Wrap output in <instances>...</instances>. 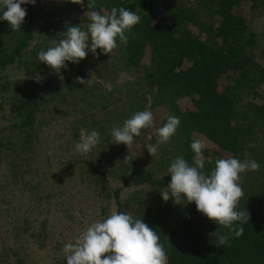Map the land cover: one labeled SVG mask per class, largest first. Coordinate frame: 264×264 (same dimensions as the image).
<instances>
[{
	"label": "trees",
	"instance_id": "obj_1",
	"mask_svg": "<svg viewBox=\"0 0 264 264\" xmlns=\"http://www.w3.org/2000/svg\"><path fill=\"white\" fill-rule=\"evenodd\" d=\"M185 1L94 0L95 10L102 14H110L113 7H124L140 17V22L126 33V45L118 44L111 54L97 49V54L112 61L110 68L106 67L110 62L103 63L108 72L105 75L116 76V71L111 70L115 64L123 65V74L129 75L124 84L125 96H132V100L125 102L130 112L123 115L131 118L135 112L149 110L156 116L154 109L157 107L166 112L154 136H146L153 131L152 127L142 129L145 136L135 137L129 147L147 154V162L139 167L134 157H130L131 153L125 159L128 147L120 144L122 151L117 155L121 158L118 157L117 166L111 172L117 170L124 184L144 187L142 192L149 200L144 207L140 206L143 210L139 215L160 236L168 264H264V37L253 32L250 24L252 19H262L264 23V0ZM79 2L61 0V6H55L59 15L52 19L53 22L60 20L63 26L80 25L86 30L90 23L88 12L93 9H88L89 0H83V4ZM24 8L27 15L21 31L14 32L7 21H0V70L9 66L23 68L34 77L38 73L42 80H47L54 71L46 64L28 61L29 64L27 60L34 35L39 33L38 28L46 25L45 17L50 16L42 12L38 3ZM51 30L52 27L45 30V41H48L45 49L54 40ZM92 56L89 53L79 64H69V70L60 73L76 75L59 80L64 84L59 88L66 89L63 101L72 95L76 77L88 76L83 70L97 66L90 61ZM23 101L21 124L8 132L17 128L23 135L27 126L33 124L38 108L50 103ZM182 102L187 103L184 109L179 106ZM108 111L121 114L119 107ZM170 115L178 116L181 123L170 141L161 145L178 148L190 164L195 157L190 144L202 139L206 142L204 155L208 158L205 165L208 171L220 158L254 159L261 165L258 171L242 174L244 196L238 208L247 210L250 219L244 226V234L232 238L228 246H218L216 237L211 235L215 231L222 234L228 230H220L221 226L204 215L203 219L208 220L212 230L209 234L203 233L204 225L193 218L199 212L194 202L175 205L171 199L167 202L162 199L160 191L171 181L167 168L175 158H164L166 155L159 156V153L152 157L145 146L157 144V129ZM94 127L104 136L98 144L97 159L101 163L108 156L102 144H112L113 140L105 136L109 130L105 125L99 126L96 122ZM105 139L107 142L103 143ZM6 144L19 148L21 145L6 138V142H0V147ZM118 192L114 191L113 196ZM116 203L120 212L121 204Z\"/></svg>",
	"mask_w": 264,
	"mask_h": 264
},
{
	"label": "rangeland",
	"instance_id": "obj_2",
	"mask_svg": "<svg viewBox=\"0 0 264 264\" xmlns=\"http://www.w3.org/2000/svg\"><path fill=\"white\" fill-rule=\"evenodd\" d=\"M37 3L42 12L50 16L45 17L46 25L38 28L39 33L28 47L30 58L27 62L39 63L37 54L48 43L45 41L46 28L52 27L50 35L59 40L68 26H63L60 20L56 23L52 20L59 15L55 6H61V0H37ZM260 20L252 19L251 29L264 37V23ZM100 54L93 55L90 60L97 66L83 70L88 76L79 75L85 80L91 79L92 85L75 81L74 91L65 101L62 96L66 95V89L59 87L66 78L76 76L74 73L54 72L47 80L36 83L35 77L23 68L9 66L0 70V142L11 138L13 143L21 144L20 148L7 144L0 147V264H66L63 246L74 241L95 220L118 212L116 202L121 204L120 212L135 217H141L143 208L140 206L148 203L149 198L142 192L144 187L124 184L117 170L111 172L121 158L117 154L122 151V144L113 141L111 144L107 137L103 141L107 143L102 146H106L105 155L108 156L101 163L97 159L100 145L87 155L79 154L74 148L82 135L95 128L96 122L109 128L105 136L112 137L111 130L130 118L123 115L130 112L125 102L132 96H125L127 88L124 86L129 75L123 74L125 68L119 64L111 69L116 71V76L105 75L107 70L103 63L110 62L106 66L110 68L112 61ZM23 100L28 104H36L38 100L50 103L38 108L33 124L27 126L23 135L17 128L8 132L21 124ZM133 104L138 107L135 101ZM179 106L184 109L187 103ZM117 107L121 108V114L108 111ZM154 110L153 131L146 135L147 138L154 136L155 128L166 116L164 109ZM140 136L145 134L141 132ZM165 146L160 145L159 156L166 155L164 158L169 156L168 159L181 156L178 148ZM126 151L139 167L147 162V154H140L139 149L132 147ZM116 190L119 192L113 196ZM193 218L204 225L203 233H210L212 227L202 213L197 212ZM220 230L226 228L221 226Z\"/></svg>",
	"mask_w": 264,
	"mask_h": 264
},
{
	"label": "clouds",
	"instance_id": "obj_3",
	"mask_svg": "<svg viewBox=\"0 0 264 264\" xmlns=\"http://www.w3.org/2000/svg\"><path fill=\"white\" fill-rule=\"evenodd\" d=\"M37 0H0V21H7L13 31H21V25L27 15L22 5H35ZM83 4V0H80ZM90 23L86 30L80 25L70 26L59 40H52L47 49L37 54L40 64H46L55 73L69 70V64H79L89 53L97 54V49L108 54L118 47L126 45L131 29L140 22V17L124 7H113L110 14L95 10L94 0H89ZM62 78V77H61ZM43 77L38 73L35 82L41 83ZM76 82L91 86V79L76 77ZM180 118L167 117L166 123L157 129V144L145 146L152 157L158 156L161 144L167 143L176 134ZM154 126V115L149 110L135 112L125 119L122 126L111 130L113 143L129 147L142 129ZM101 141L98 130L92 129L75 143V151L87 155ZM190 147L195 154L190 164L183 156H177L167 168L171 176L170 183L160 191L163 201L170 199L175 205L194 202L197 211L210 220L223 226L226 233H212L217 245H229L232 238L244 234V226L250 219V213L238 205L244 196L241 185L242 174L258 171L260 163L254 159L240 160L236 157L220 158L210 171L205 165L208 158L204 155L206 142L195 139ZM129 155L125 158L127 159ZM124 159V160H125ZM66 264H168L167 252L160 243V236L148 226L142 217L128 212H112L107 217L97 219L87 226L72 242L62 249Z\"/></svg>",
	"mask_w": 264,
	"mask_h": 264
}]
</instances>
